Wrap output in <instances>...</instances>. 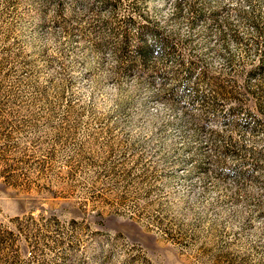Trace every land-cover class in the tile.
Wrapping results in <instances>:
<instances>
[{"label":"rangeland","instance_id":"1","mask_svg":"<svg viewBox=\"0 0 264 264\" xmlns=\"http://www.w3.org/2000/svg\"><path fill=\"white\" fill-rule=\"evenodd\" d=\"M237 3L0 0V264H264V0Z\"/></svg>","mask_w":264,"mask_h":264},{"label":"clouds","instance_id":"2","mask_svg":"<svg viewBox=\"0 0 264 264\" xmlns=\"http://www.w3.org/2000/svg\"><path fill=\"white\" fill-rule=\"evenodd\" d=\"M225 3L228 4V6L231 9H235L238 7L237 0H225ZM121 99L120 93L116 90L115 87L111 89V96H105V95H99L95 100V109L98 115L103 118L104 116H107L110 111H115L119 107V101ZM81 106H87L93 103L92 100V93L91 90L87 93H85L84 98L79 101ZM158 109L153 108L152 111L156 112ZM169 109L165 108L164 105L159 106V114L161 117L165 115V113ZM87 119V116L85 117ZM126 131H131V134L135 136L138 132L141 131L138 127H133L131 129H127Z\"/></svg>","mask_w":264,"mask_h":264}]
</instances>
